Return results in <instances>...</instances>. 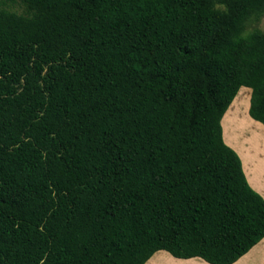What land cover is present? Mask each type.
Here are the masks:
<instances>
[{"label":"trees","instance_id":"1","mask_svg":"<svg viewBox=\"0 0 264 264\" xmlns=\"http://www.w3.org/2000/svg\"><path fill=\"white\" fill-rule=\"evenodd\" d=\"M263 13L0 0V264H232L260 241L264 198L221 119L247 87L264 125Z\"/></svg>","mask_w":264,"mask_h":264},{"label":"crops","instance_id":"2","mask_svg":"<svg viewBox=\"0 0 264 264\" xmlns=\"http://www.w3.org/2000/svg\"><path fill=\"white\" fill-rule=\"evenodd\" d=\"M250 93V88H240L222 116V135L225 143L239 155L249 185L264 198V125L248 113ZM165 255L164 252L156 255L151 263L162 264L167 259ZM194 258L198 257L183 258L181 261L191 263ZM263 263L264 237L232 264Z\"/></svg>","mask_w":264,"mask_h":264},{"label":"rangeland","instance_id":"3","mask_svg":"<svg viewBox=\"0 0 264 264\" xmlns=\"http://www.w3.org/2000/svg\"><path fill=\"white\" fill-rule=\"evenodd\" d=\"M21 10V8L19 9V11ZM252 27H255V28H258L262 31H264V13L258 17L254 22L250 23L248 25V28H252ZM162 252L166 253L167 255H165V261L168 262V264H209L208 262H206L205 260L201 259V258H194L192 259L193 262L191 263H186V262H183L181 261V259L183 258H178V257H174L173 255H171L169 252L165 251V250H157L156 252H154L150 258L145 262V264H150L151 263V260L155 258L156 255L158 254H162ZM177 260V261H174V260ZM187 259V258H186ZM165 261H162V264H167ZM195 262V263H194ZM205 262V263H203ZM152 264V263H151Z\"/></svg>","mask_w":264,"mask_h":264},{"label":"bare ground","instance_id":"4","mask_svg":"<svg viewBox=\"0 0 264 264\" xmlns=\"http://www.w3.org/2000/svg\"><path fill=\"white\" fill-rule=\"evenodd\" d=\"M238 99V98H237Z\"/></svg>","mask_w":264,"mask_h":264}]
</instances>
